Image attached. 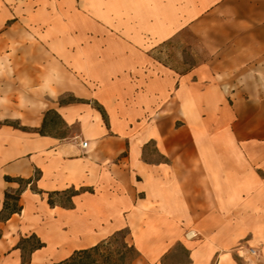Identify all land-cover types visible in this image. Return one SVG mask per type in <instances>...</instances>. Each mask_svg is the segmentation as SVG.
Returning a JSON list of instances; mask_svg holds the SVG:
<instances>
[{
    "label": "crops",
    "instance_id": "1",
    "mask_svg": "<svg viewBox=\"0 0 264 264\" xmlns=\"http://www.w3.org/2000/svg\"><path fill=\"white\" fill-rule=\"evenodd\" d=\"M24 3L0 0V57L19 60L0 73V264L32 236L29 264H59L119 232L144 264L175 245L173 264H264V0H41L32 51ZM174 41L208 59L176 71L156 56Z\"/></svg>",
    "mask_w": 264,
    "mask_h": 264
},
{
    "label": "rangeland",
    "instance_id": "2",
    "mask_svg": "<svg viewBox=\"0 0 264 264\" xmlns=\"http://www.w3.org/2000/svg\"><path fill=\"white\" fill-rule=\"evenodd\" d=\"M46 1V0H43ZM43 6L41 0H25L24 11L19 9L18 11L14 7H10L9 16L11 14L15 16L18 14L19 20H24L23 29H20L18 35L22 36L20 47L25 46L24 49L27 51H32L38 46V42L44 39V35L49 31V26L46 24V20L49 19V12L42 10L39 7ZM55 12H53L54 14ZM11 24V22H9ZM15 32V39L16 34ZM148 44L150 43L149 39H146ZM18 44L11 42L9 45V51H16ZM6 49L3 50L0 47V56L1 53H4ZM13 55H10V57ZM156 56L161 58L164 63L172 67L178 72H186L191 69L192 66L202 63L208 59L207 53L202 49V47L197 43L194 48L192 45H178L176 41L164 46L163 49H159L156 53ZM4 58L0 57V73L6 69L16 68L18 65V59L14 58ZM43 61V60H41ZM80 77V76H79ZM81 80V78H80ZM70 98H66L67 101ZM58 134H63L62 126L58 125L56 127ZM150 153L154 152L153 148H149ZM36 241L31 239L30 244L26 245L27 250H30L31 245L35 244ZM131 241L128 234H121L116 236L109 243L104 245L99 252L94 254L95 260H99L98 264H144L143 260L131 247ZM28 256V251L26 252ZM187 261V253L183 250L182 247L175 245L174 249L171 252V255L167 257L165 264H173L178 262ZM238 263H241V260L238 259Z\"/></svg>",
    "mask_w": 264,
    "mask_h": 264
},
{
    "label": "trees",
    "instance_id": "3",
    "mask_svg": "<svg viewBox=\"0 0 264 264\" xmlns=\"http://www.w3.org/2000/svg\"><path fill=\"white\" fill-rule=\"evenodd\" d=\"M171 43V42H170ZM167 43L165 46H167ZM159 61H162L161 58L157 57ZM163 62V61H162ZM164 63V62H163ZM166 64V63H164ZM167 65V64H166ZM71 101L73 102H78V100L76 98H72ZM48 114H50V116H52V118H50V124L53 128H56L58 125H61L60 121L58 120V116L54 113V112H49ZM6 124L11 125V126H15L18 127L17 125H14V123L11 122H6ZM45 123L43 126V129L39 130V133L41 135H44L45 133ZM7 181H13V182H17L19 183L21 186H24L25 184H29L31 182V180H23V179H12V178H6ZM20 191L16 192V193H9L6 192L5 194V201H4V212H6V214L13 215L15 213H19L21 211V206L19 204L20 202ZM126 232H119L115 235H113L112 237H110L108 240L104 241L103 243H101L100 245H97L93 248L90 249H86V250H80V251H76L68 260L61 262L59 264H98L99 260H95L94 258V254L96 252H99V250L106 245L107 243H109L111 240H113L116 236L118 235H123ZM127 234V233H126ZM31 239H34L36 241L35 244L31 245L30 250H27V248H24V261L23 264H29L28 261V256L29 254L35 250V249H39L41 248L43 245L40 243V241L35 237L32 236L30 239L28 240H24L25 244H30ZM131 247L134 249V251L138 254V252L136 251V249L134 248V246L131 244ZM28 251V256L26 255V252Z\"/></svg>",
    "mask_w": 264,
    "mask_h": 264
},
{
    "label": "bare ground",
    "instance_id": "4",
    "mask_svg": "<svg viewBox=\"0 0 264 264\" xmlns=\"http://www.w3.org/2000/svg\"><path fill=\"white\" fill-rule=\"evenodd\" d=\"M195 236V234L193 233V232H191L190 234H189V238H193Z\"/></svg>",
    "mask_w": 264,
    "mask_h": 264
},
{
    "label": "built area",
    "instance_id": "5",
    "mask_svg": "<svg viewBox=\"0 0 264 264\" xmlns=\"http://www.w3.org/2000/svg\"><path fill=\"white\" fill-rule=\"evenodd\" d=\"M83 147H85V146H83Z\"/></svg>",
    "mask_w": 264,
    "mask_h": 264
}]
</instances>
